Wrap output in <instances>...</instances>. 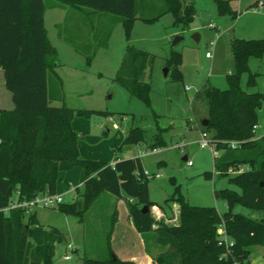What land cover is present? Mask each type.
<instances>
[{"label": "trees", "instance_id": "trees-1", "mask_svg": "<svg viewBox=\"0 0 264 264\" xmlns=\"http://www.w3.org/2000/svg\"><path fill=\"white\" fill-rule=\"evenodd\" d=\"M55 1L77 11L119 17L126 39L135 20L136 0ZM162 1L163 13H170L175 25L187 28L196 13L193 6L182 0ZM213 1L218 15L235 17L228 0ZM257 4L250 8H256ZM43 13L42 0H0V70L12 103L11 110L0 109V264H52L54 247L66 242V233L39 224L34 213H26L24 209L7 213L2 209L15 193L18 200H30L44 192L56 193L59 173L74 167L83 170V179L80 187L73 189L71 202L57 206L62 214L82 223L92 203L107 193L125 200L135 231L152 233L154 243L163 248L154 257V264H250V248L264 247V219H249L233 214L232 210L241 203L264 211V187L259 186L264 181V135L253 140L258 132L253 127L259 125L255 111L264 99L258 93L243 91L239 76L246 72L247 86L255 85L257 73L249 72L247 61L249 57L264 55V37L230 39L235 74L226 78V90L211 87L204 91L208 116L203 128L205 132L211 131L214 150L222 151L219 157H213L214 171L226 175L231 168L245 167L229 179L240 192L213 191L214 198L223 199L226 205V211L218 215L213 207L189 205L175 190L164 201L168 208L172 203L178 206L176 223L169 225L162 219L155 220L150 213L155 205L149 199L147 176L139 158L119 160L112 165L80 158L77 148L80 138L71 128L72 118L105 113L50 105L52 101H62V82L55 72L57 53L48 41ZM90 61L87 57V64ZM151 61L146 52L127 45L113 79L142 103L149 100L150 88L142 78ZM261 127L264 129V124ZM141 141V132L135 128L124 137L122 145H137ZM231 141L238 143L235 149L228 147ZM210 175L205 173L204 177ZM143 206L147 212H141ZM116 216L114 208L105 236L108 257L102 260L83 257L81 264H134L118 259L111 250ZM220 228L222 235L218 234Z\"/></svg>", "mask_w": 264, "mask_h": 264}, {"label": "rangeland", "instance_id": "rangeland-1", "mask_svg": "<svg viewBox=\"0 0 264 264\" xmlns=\"http://www.w3.org/2000/svg\"><path fill=\"white\" fill-rule=\"evenodd\" d=\"M42 1L44 27L57 53V75L63 80L62 101H52L50 105L105 113L72 118L71 128L80 138L77 145L80 158L107 162L113 158L138 156L147 174L149 199L156 208L162 207L166 217L159 219L169 225L176 220L172 221L173 213L164 201L175 190L189 205L213 207L222 215L226 211L225 202L215 199L213 191L228 189L239 193L240 188L229 179L245 167L231 168L226 175H221L214 171L213 157H219L222 151L197 145L199 133L204 131L201 121L208 116L204 91L211 87L228 88L226 78L235 74L230 39L264 37V6L250 8L253 3L264 0H228L230 10L235 13L233 19L229 15H218L213 0H182L196 12L187 28L175 25L172 15L163 13L162 0H136L135 20L127 39L115 15L93 13L89 16L88 11L77 12L55 0ZM55 5L64 8L58 9ZM144 19L152 21L144 22ZM174 37L182 39L172 45ZM127 45L146 52L152 59L142 78L150 88L148 103L129 96L113 81ZM206 52L210 53V58L205 57ZM87 57L91 59L89 64ZM247 65L250 73H257L255 85L247 86L248 74L243 72L239 76V87L250 94L258 93L264 99V55L249 57ZM164 68L168 70L166 77L162 72ZM2 96L10 97L0 70L1 99ZM255 114L257 123L263 126L264 101ZM135 128L140 130L142 141L137 145H122L124 137ZM206 133L210 136L211 131ZM259 134L256 133L253 140ZM151 145L158 151L151 152ZM185 155L190 165L182 160ZM79 171L84 175L82 169ZM205 173H210V177L205 178ZM76 180L74 176L73 186L77 185ZM69 189L61 193L64 203L72 200ZM114 208L113 197L102 193L84 214L82 223L62 214L57 207L32 209L39 224L66 233V242L55 246L52 264H81L83 257L107 258L105 236ZM155 210L151 208L150 213L157 220ZM232 213L253 220L264 219L263 210L241 203L234 206ZM119 222L124 224V219ZM144 240L150 255L163 251L153 242L152 233H146ZM263 252V246L251 248L252 264L262 261ZM156 255L150 264H154Z\"/></svg>", "mask_w": 264, "mask_h": 264}, {"label": "crops", "instance_id": "crops-1", "mask_svg": "<svg viewBox=\"0 0 264 264\" xmlns=\"http://www.w3.org/2000/svg\"><path fill=\"white\" fill-rule=\"evenodd\" d=\"M54 7L55 8L57 7L58 9L64 8L63 6H56V5ZM75 11H77V10H75ZM77 12H81V11H77ZM90 15H94V14H89V16ZM43 18H44V13H43ZM43 23H44V20H43ZM206 58H208V57H206ZM56 69H57V67H56ZM56 69H55V72L57 74L58 71ZM58 75H59V73H58ZM58 77L61 78V76H58ZM61 81L63 83L62 79H61ZM0 109L1 110H11L12 109V103H11L10 97L2 96V99L0 98ZM72 121H71V124H72ZM113 128H116V126L113 125ZM77 145H79L78 142H77ZM155 148L158 151V148L157 147H155ZM150 151H151V148H150ZM157 151H155V152H157ZM129 158H139V157L138 156H132V157H125L122 159L113 158V159H110V161H107V162L105 161V163L112 165L119 160H125V159H129ZM139 160H140V158H139ZM182 160L187 162L188 161L187 155L183 156ZM74 176L77 179L76 180V182H77L76 186L72 185V180H73ZM80 177H81V179H79ZM82 178H83L82 173L79 171V168H76V167H74L73 169H71L69 171L60 172L59 176H58V181L56 183V193H62L68 187L71 189V190L69 189V191L72 192V199H73L74 194H73V190H72L71 186L73 187V189L75 187H80L81 182H82ZM111 197H113V196H111ZM113 202H114V207L116 208V212H117L116 221L113 225L112 233H111V237H110V247H111L113 254L120 260L132 261L134 264H150V263H152V257L154 255H156L157 252L152 254V255L147 253V251H146V240H144L145 234H138L135 231V229L132 225V222L130 220V217L128 215L127 203L123 199H116L114 197H113ZM169 207H170L169 210L173 213V216H174V217H172V221H175L177 219L178 206L176 203H172V204H170ZM152 208L156 209L153 213H156V216L158 218L157 220H159L160 217H166L160 209L156 208L155 206H153ZM120 219H124V224L120 225V222H119ZM218 233H220V234L223 233L221 228L218 230ZM251 248H250V252H251ZM54 250H55V247H54ZM260 255H261L262 261H260L259 264H264V259H263L264 258V252L261 253ZM250 257H251V253H250ZM249 262H250V264H252V261L250 260V258H249Z\"/></svg>", "mask_w": 264, "mask_h": 264}, {"label": "built area", "instance_id": "built-area-1", "mask_svg": "<svg viewBox=\"0 0 264 264\" xmlns=\"http://www.w3.org/2000/svg\"><path fill=\"white\" fill-rule=\"evenodd\" d=\"M257 6H260V7L264 6V1L258 2ZM210 46H213L212 42L210 43ZM205 56L208 58L211 57L209 52H206ZM260 130H262L260 125H255L253 127L254 132L258 131L257 134H259ZM261 135H264V130L259 134L258 137H260ZM196 143L200 148H203V149L204 148H208V149L212 148L210 137L208 136V134L205 131H201L199 133V139L196 141ZM227 145L230 149H235L238 146V143L231 141ZM151 151L155 152V151H157V149L152 148ZM186 164L190 165L191 163H190V161H187ZM144 174L147 176V174L145 172H144ZM62 196H63V194H61V193L49 194L47 192H44V193L37 194L36 196L31 198L30 200H18L17 199V193H15L14 197L8 203V205L2 209V212L7 213L9 210H12V209H24L26 211V213H30L32 211V209L37 208V207L54 208V207H57L58 205L64 203ZM218 234L222 235L220 233H218ZM224 241L226 243L225 238H224ZM65 258L68 259V256H65Z\"/></svg>", "mask_w": 264, "mask_h": 264}, {"label": "water", "instance_id": "water-1", "mask_svg": "<svg viewBox=\"0 0 264 264\" xmlns=\"http://www.w3.org/2000/svg\"><path fill=\"white\" fill-rule=\"evenodd\" d=\"M193 38H194L195 40H197V39H198V36H197L196 34H194V35H193ZM181 39H182L181 37H174L173 40H172V45H175V44H176L178 41H180ZM162 72H163V76L166 77L167 74H168V70H167V68H164ZM206 125H207V119L202 120V121H201V126H202V127H206ZM259 186H260V187H264V181L260 182V183H259ZM147 210H148V209H147V207H145V206H143V207L141 208V212H143V213H144V212H147Z\"/></svg>", "mask_w": 264, "mask_h": 264}]
</instances>
